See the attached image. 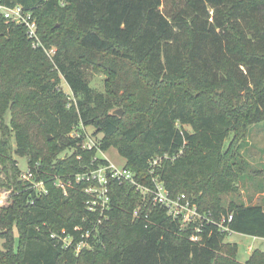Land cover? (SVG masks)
I'll return each instance as SVG.
<instances>
[{
	"label": "trees",
	"instance_id": "1",
	"mask_svg": "<svg viewBox=\"0 0 264 264\" xmlns=\"http://www.w3.org/2000/svg\"><path fill=\"white\" fill-rule=\"evenodd\" d=\"M0 3L30 12L42 44L55 48L50 60L24 26L0 17V186L10 191L0 205V264H264L259 249L238 261L218 225L231 215V232L264 238L262 205L221 197L243 171L231 162L246 128L264 121V0ZM85 68L107 76L105 93L93 92ZM79 125L101 133L100 149L114 147L140 183H150V159L166 154L155 173L169 194L185 193L213 218L200 240L190 239L194 225L145 208L128 183L108 184L102 217L86 209L83 183L63 195L55 178L83 171L96 151L70 135ZM14 155L27 157L46 194L19 179ZM62 229L73 238L67 249L50 237ZM80 240L89 248L76 253Z\"/></svg>",
	"mask_w": 264,
	"mask_h": 264
},
{
	"label": "built area",
	"instance_id": "2",
	"mask_svg": "<svg viewBox=\"0 0 264 264\" xmlns=\"http://www.w3.org/2000/svg\"><path fill=\"white\" fill-rule=\"evenodd\" d=\"M0 17L7 22L20 24L24 26L27 38L30 40L31 47L34 49H42L46 56L52 60L55 55V48H48L42 44L37 32L36 20L32 17V14L25 11L20 5L6 6L0 3ZM78 128H83V125H79ZM77 132V131H76ZM72 137L80 139V148L85 151H100L103 152L100 147V140L93 137V135L72 133ZM91 156L89 164L85 165V169L81 172L75 173L73 177L63 180L60 177H56L54 184L59 188L63 195L67 194V187H73L75 184L83 183L82 190L87 195L86 209L91 212H96L100 217L105 216L109 210L110 197L108 193V184L111 181H115L119 184L128 183L140 192L142 195V202L145 208L150 209L155 205L163 207L166 213L173 219H178L181 226L194 225L195 234L191 236L192 241H199L200 235L198 234L202 230L204 224L213 222V218L210 213L200 211L197 204L185 193H178L175 196H171L169 191L165 187L163 181L155 173L157 167L160 165L163 158L167 157L166 154L155 156L149 161L148 173L150 176V183H140L135 179V174L124 165L118 166L106 158L100 157L97 152ZM181 153V150L178 154ZM77 159H81V155L76 156ZM98 159H103L104 162H99ZM38 163H35L34 169H37ZM19 179L23 182H27L29 188L35 190L37 196L47 193V189L42 180L35 179L34 170L28 167L24 173H20ZM138 209L133 211V216H138ZM231 220V215L227 218H222L218 224L221 227L222 232L231 233V230L227 226L228 221ZM100 222V220H98ZM79 229V227H75ZM87 236L88 233L86 232ZM83 236V235H82ZM50 237L56 238L61 243V247L64 249L72 246L73 238L65 233L62 229L60 234L52 232ZM76 253L81 248H89L87 243L83 240L78 241L73 245Z\"/></svg>",
	"mask_w": 264,
	"mask_h": 264
},
{
	"label": "rangeland",
	"instance_id": "3",
	"mask_svg": "<svg viewBox=\"0 0 264 264\" xmlns=\"http://www.w3.org/2000/svg\"><path fill=\"white\" fill-rule=\"evenodd\" d=\"M85 78L92 88L94 93H105V81L107 76L101 72H96L91 68L84 69ZM61 90L70 94L68 86L61 78L59 81ZM114 109H123L115 107ZM186 130H190L189 126H185ZM77 131V132H76ZM78 133L79 135L88 134L93 135L96 139H101L102 134L95 132L92 126H85L83 128H74L71 130L70 135ZM231 133L225 140L228 143ZM72 136V135H71ZM237 144L242 142V133L236 136ZM240 142V143H241ZM232 147V149L234 150ZM238 154L235 156V162L232 163L233 170L241 167L243 171H239L238 179L235 182V190L227 194H223L222 201L224 205L229 202L242 203L244 205L260 204L264 207V121L254 123L246 128L241 146L239 145ZM100 157L106 158L112 163L122 166L124 165V158L121 157L114 147H109L107 150L100 152L96 151ZM71 150L64 151L60 156L70 154ZM228 155V154H227ZM226 157V155L224 156ZM18 163L21 174L28 169L27 157L14 155ZM233 158V157H232ZM230 158L231 160H233ZM230 160V161H231ZM0 182H5L4 174L0 170ZM10 191L5 190L0 186V205L5 202V198L9 195ZM7 199V198H6ZM226 241L236 244V259L244 262L250 256L251 252L255 249L264 251V238H254L250 235H245L237 232H231L225 238ZM2 240L0 239V247Z\"/></svg>",
	"mask_w": 264,
	"mask_h": 264
},
{
	"label": "water",
	"instance_id": "4",
	"mask_svg": "<svg viewBox=\"0 0 264 264\" xmlns=\"http://www.w3.org/2000/svg\"><path fill=\"white\" fill-rule=\"evenodd\" d=\"M122 110L121 109H113L111 111L112 115H117V116H121Z\"/></svg>",
	"mask_w": 264,
	"mask_h": 264
},
{
	"label": "crops",
	"instance_id": "5",
	"mask_svg": "<svg viewBox=\"0 0 264 264\" xmlns=\"http://www.w3.org/2000/svg\"><path fill=\"white\" fill-rule=\"evenodd\" d=\"M253 237V236H252ZM254 238H257V237H254Z\"/></svg>",
	"mask_w": 264,
	"mask_h": 264
}]
</instances>
